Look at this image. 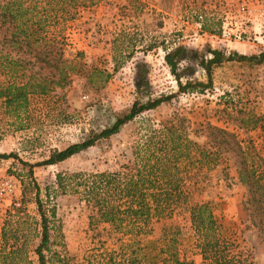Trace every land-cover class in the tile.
<instances>
[{"label":"rangeland","instance_id":"obj_1","mask_svg":"<svg viewBox=\"0 0 264 264\" xmlns=\"http://www.w3.org/2000/svg\"><path fill=\"white\" fill-rule=\"evenodd\" d=\"M243 2L252 5L257 0H86L72 19L49 28L62 40L65 56L76 62L79 71L71 74L63 88L31 96L26 113L19 119L8 114L0 101V154H14L0 158V183L6 178L17 183L11 197L0 199V230L6 221L14 223L21 220L18 216H28L32 222L25 228L29 231V257L34 262L40 226L33 218L40 221V217L33 182L39 186L45 209L55 206L54 218L49 217L54 228L53 254L45 253L46 260L50 258L47 264L119 263L121 254L130 252V247L123 245L134 239L140 243L141 264H162V257L171 250L200 264L202 257L186 209L194 202H210L224 235L238 245L237 250L249 253L254 264H264V233L250 222V208L243 203L249 192L238 181L237 158L231 152H225L210 166L193 165L183 184L186 203L176 206L171 217L153 219L147 228L138 229L139 225L125 221L117 230L98 221L81 185L57 190V173L65 181L74 180L70 176L75 173H80L76 179L82 180L91 173L122 170L131 162L136 145L151 130L176 117L184 119L190 137L204 147L210 144L203 131L205 125L242 128L236 138L248 150V157L264 158V82L256 78L258 73L264 74V62L232 61L228 67L214 69L211 87L202 92H179L163 58L162 46H185L182 82L193 71V79L206 81L204 72L196 67V59L206 53L207 46L226 47L245 55L264 52V37L240 22L243 18L238 8ZM198 15H202L201 28L196 25ZM223 28L228 41L220 38ZM235 34H240V39ZM113 42L118 48L116 54L121 55L115 72ZM191 50H197V54ZM129 53L131 58H122ZM138 64H142L149 82L142 92L136 91L133 81ZM93 67L113 72L100 88L84 75ZM169 94L174 97L142 112L117 134L56 164L35 165L33 176H27L31 164L110 126L135 100L145 102ZM173 234L177 244L170 246L167 241Z\"/></svg>","mask_w":264,"mask_h":264},{"label":"trees","instance_id":"obj_2","mask_svg":"<svg viewBox=\"0 0 264 264\" xmlns=\"http://www.w3.org/2000/svg\"><path fill=\"white\" fill-rule=\"evenodd\" d=\"M85 2L86 0H0V101L8 114L19 119L21 114L26 113L31 96L45 95L55 87L63 88L69 83L71 74L79 71L76 62L65 56L66 50L62 40L56 34H51L49 28L63 20L72 19L78 6ZM162 47L164 61L174 76L179 92H202L211 87L214 69L225 62L247 60L259 64L264 61V52L245 55L229 51L226 47L207 46L206 53L196 59V67L204 72L206 81L193 79L191 75L194 71H190L189 76L182 82L186 71L181 68L182 62L187 58L186 47ZM113 49L115 72L121 64V55L116 54L118 48L115 42ZM196 51L191 50L190 53L196 55ZM125 57L131 58L132 54L122 58ZM113 72L93 67L85 71L84 75L90 84L100 88ZM133 81L137 92H142L148 85L142 64L137 65ZM172 97L174 94L145 102L135 100L128 112L116 116L110 126L93 132L88 139L53 151L41 162L31 164L27 176H33L35 165L56 164L89 148L99 140L108 139L142 112L155 109ZM161 123L160 129L151 130L142 142L136 145L131 162L123 166L122 170L91 173L82 180L76 179L81 174L75 173L70 176L75 178L74 180L65 181L61 174L57 173V190L67 191L66 189L73 185H81L98 221L109 223L117 230L121 229L125 221L134 226L142 225L138 226V229L147 228L153 219L171 217L176 206L186 203L188 198L183 184L185 175L190 173L193 165L199 168L204 164L210 166L218 162L222 154L231 152L237 158L238 181L249 192L243 203L250 208V222L264 233V158H249L248 150L241 146V142L227 128L205 125L203 131L206 132L205 136L209 138L210 144L209 147H204L190 137L184 119L176 117ZM13 155L3 153L0 158ZM33 184L34 201L40 217V221L33 218L36 226H40V241L33 249L36 262L29 257V231L25 228L32 220H28V216H18L21 220L14 223L6 221L0 230V264H47L50 258L46 260L45 253L53 254L51 246L54 228L49 217L54 218L55 206L52 205L49 210L45 209L39 186L35 182ZM47 197L49 200L48 194ZM186 207L190 226L196 237V247L202 257L200 264H254L249 253L237 250L238 245L224 235L222 223L210 202H194ZM47 212H50V216ZM18 213L23 215L25 212L18 210ZM167 228L170 229L171 226ZM176 240L177 236L173 234L167 242L174 246L177 244ZM123 246L130 247V252L126 256L121 254L119 263L114 264H141L142 255L138 240L134 239ZM162 259V264H194L185 256H179L176 250H171L169 255ZM112 261L115 259L112 258Z\"/></svg>","mask_w":264,"mask_h":264},{"label":"built area","instance_id":"obj_3","mask_svg":"<svg viewBox=\"0 0 264 264\" xmlns=\"http://www.w3.org/2000/svg\"><path fill=\"white\" fill-rule=\"evenodd\" d=\"M238 10L242 14V24H245L247 26H250V28L255 29L257 31V35L261 38L264 37V0H257L255 4H246L241 3ZM202 15H198L196 18V25L198 28H201L202 26ZM226 30L223 28L221 39L228 41V36ZM235 37L237 39H240V34H235ZM237 127V126H236ZM236 137L239 136V133H242L244 129L242 128H236L230 130ZM17 188V183L13 181L11 178H6L0 183V199L7 196H12L15 189ZM15 204L19 205V202H16Z\"/></svg>","mask_w":264,"mask_h":264},{"label":"crops","instance_id":"obj_4","mask_svg":"<svg viewBox=\"0 0 264 264\" xmlns=\"http://www.w3.org/2000/svg\"><path fill=\"white\" fill-rule=\"evenodd\" d=\"M264 62V61H263ZM230 64H232V61H230V62H225L224 64H223V67L225 66H227L228 67V65H230ZM263 64V63H262ZM218 68H220V67H218ZM224 69V68H223ZM262 69H264V67H262ZM262 73H263V71H262ZM262 73H258V74H260V76L259 77H256V78H260L263 82H264V74H262ZM237 179V178H236Z\"/></svg>","mask_w":264,"mask_h":264}]
</instances>
